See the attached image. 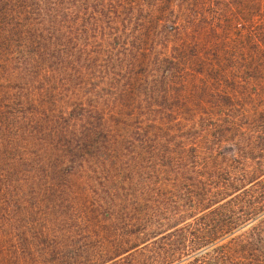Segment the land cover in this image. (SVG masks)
Segmentation results:
<instances>
[{
	"label": "trees",
	"instance_id": "obj_1",
	"mask_svg": "<svg viewBox=\"0 0 264 264\" xmlns=\"http://www.w3.org/2000/svg\"><path fill=\"white\" fill-rule=\"evenodd\" d=\"M0 264H264V0H0Z\"/></svg>",
	"mask_w": 264,
	"mask_h": 264
}]
</instances>
